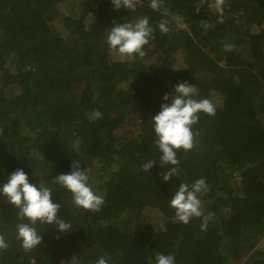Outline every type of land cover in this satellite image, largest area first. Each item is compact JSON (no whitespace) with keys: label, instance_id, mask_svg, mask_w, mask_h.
Here are the masks:
<instances>
[{"label":"trees","instance_id":"1","mask_svg":"<svg viewBox=\"0 0 264 264\" xmlns=\"http://www.w3.org/2000/svg\"><path fill=\"white\" fill-rule=\"evenodd\" d=\"M128 5L0 0V180L23 168L31 183L50 187L78 162L104 196L100 210L89 211L50 187L73 230L38 223L41 243L31 250L16 239L25 221L0 197L8 244L0 264H95L100 257L154 264L157 253L173 254L176 264H264V0H225L223 13L215 0ZM143 17L153 28L144 56L129 61L110 51L109 27ZM179 81L194 83L198 98L218 107L214 116L200 115L192 149L177 152L178 175L162 182L149 118ZM94 110L102 113L95 120ZM130 126L135 132L120 137ZM109 141L115 152L107 153ZM154 158L157 166L143 171ZM199 178L208 185L206 230L203 217L184 224L169 206L179 183Z\"/></svg>","mask_w":264,"mask_h":264},{"label":"clouds","instance_id":"2","mask_svg":"<svg viewBox=\"0 0 264 264\" xmlns=\"http://www.w3.org/2000/svg\"><path fill=\"white\" fill-rule=\"evenodd\" d=\"M114 9L128 5V0H111ZM225 0H215L217 13H223ZM130 6V5H128ZM155 8V2L151 5ZM207 28L208 24L205 23ZM161 31L166 32L164 24ZM153 28L148 18L143 17L132 22L113 23L106 33V44L110 51L129 61L144 56V46L152 38ZM230 47V46H227ZM218 105L208 98H198V90L194 83L179 81L173 85L170 92L161 96L158 111L149 120L152 128L153 143L159 157L158 167L165 169L160 172L162 182H168L178 175L180 161L178 151H188L193 147V126L199 121L201 114L214 116ZM102 113L94 110L89 114L90 119L100 118ZM157 166V160L149 159L142 165V170ZM54 183L71 194L75 206L89 211H99L104 203V196L95 191L89 183L88 170L81 168L78 162H72L67 173H59L54 177ZM208 191L204 178L196 179L193 183H179L176 187L169 206L175 210V219L187 224L193 217H203L201 230H206L211 214L203 216L202 200ZM52 189L44 184L31 183L29 174L23 168H16L7 175L6 180H0V197L17 209V214L23 221L16 226V239L25 250L38 247L41 243V231L36 225L51 226L60 234L73 230V224L59 216L60 204L53 198ZM8 247L3 235H0V250ZM73 264H79L76 260ZM95 264H109L108 260L100 257ZM154 264H176L175 256L171 253H157Z\"/></svg>","mask_w":264,"mask_h":264},{"label":"rangeland","instance_id":"3","mask_svg":"<svg viewBox=\"0 0 264 264\" xmlns=\"http://www.w3.org/2000/svg\"><path fill=\"white\" fill-rule=\"evenodd\" d=\"M254 29H256V27L254 28ZM215 101V100H214ZM123 133L121 134L120 133V137L122 136V137H125V136H129V135H131L132 133H134L135 132V130H136V128H134V127H132V126H130V127H123ZM126 133V134H125ZM116 151V146L114 145V142L113 141H109V143L107 144V146H106V151H107V153H109V152H111V151ZM114 151V152H115ZM50 187H54V188H58V186H56V185H49ZM112 246L113 245H109V244H107V246H106V248H107V250H110L111 248H112Z\"/></svg>","mask_w":264,"mask_h":264}]
</instances>
